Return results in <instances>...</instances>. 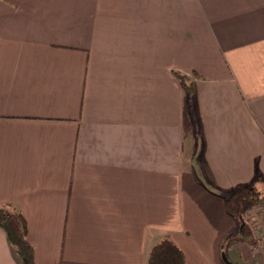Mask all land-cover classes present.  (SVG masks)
<instances>
[{"label": "crops", "instance_id": "0c3cea01", "mask_svg": "<svg viewBox=\"0 0 264 264\" xmlns=\"http://www.w3.org/2000/svg\"><path fill=\"white\" fill-rule=\"evenodd\" d=\"M193 80L195 107L176 77ZM264 0H0V209L34 264H264ZM0 264H21L0 231Z\"/></svg>", "mask_w": 264, "mask_h": 264}, {"label": "trees", "instance_id": "16d2710c", "mask_svg": "<svg viewBox=\"0 0 264 264\" xmlns=\"http://www.w3.org/2000/svg\"><path fill=\"white\" fill-rule=\"evenodd\" d=\"M186 93L190 110L195 107V87L192 79L176 77ZM264 194L253 185L238 186L224 197V210L236 224V240L246 245H254L255 237L252 229L243 222L242 215L245 205H261ZM0 231L6 237L16 258L21 264H34V254L27 242V227L23 217L15 212L0 209ZM146 264H185L181 250L168 240L155 244L147 254Z\"/></svg>", "mask_w": 264, "mask_h": 264}, {"label": "rangeland", "instance_id": "374dc122", "mask_svg": "<svg viewBox=\"0 0 264 264\" xmlns=\"http://www.w3.org/2000/svg\"><path fill=\"white\" fill-rule=\"evenodd\" d=\"M263 194H264V188H260L259 189ZM250 204H248V205H245V207H244V210L246 209V207L247 206H249ZM251 206V205H250ZM253 206H255V207H257V209L259 210V212H260V214H264V203L263 204H261V205H253ZM244 213V212H243ZM264 217V216H263ZM249 226V225H248ZM250 227V226H249ZM251 228V227H250Z\"/></svg>", "mask_w": 264, "mask_h": 264}, {"label": "water", "instance_id": "95a60500", "mask_svg": "<svg viewBox=\"0 0 264 264\" xmlns=\"http://www.w3.org/2000/svg\"><path fill=\"white\" fill-rule=\"evenodd\" d=\"M226 264H228L226 261H225Z\"/></svg>", "mask_w": 264, "mask_h": 264}, {"label": "built area", "instance_id": "2783aa9c", "mask_svg": "<svg viewBox=\"0 0 264 264\" xmlns=\"http://www.w3.org/2000/svg\"><path fill=\"white\" fill-rule=\"evenodd\" d=\"M263 216H264V214H263Z\"/></svg>", "mask_w": 264, "mask_h": 264}]
</instances>
